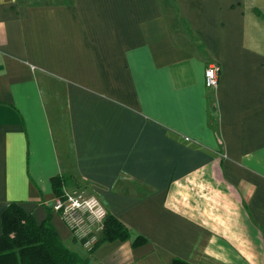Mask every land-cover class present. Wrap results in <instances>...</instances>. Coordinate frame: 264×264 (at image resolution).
<instances>
[{
  "label": "crops",
  "instance_id": "obj_1",
  "mask_svg": "<svg viewBox=\"0 0 264 264\" xmlns=\"http://www.w3.org/2000/svg\"><path fill=\"white\" fill-rule=\"evenodd\" d=\"M171 1L183 28L163 0H0V236L18 201L92 264H264V0ZM57 175L130 237L88 252L51 207Z\"/></svg>",
  "mask_w": 264,
  "mask_h": 264
},
{
  "label": "trees",
  "instance_id": "obj_2",
  "mask_svg": "<svg viewBox=\"0 0 264 264\" xmlns=\"http://www.w3.org/2000/svg\"><path fill=\"white\" fill-rule=\"evenodd\" d=\"M212 115H217L215 100L210 97ZM70 176L57 175L51 178L55 195L62 193ZM2 234L0 236V264H92L90 260L67 248L52 223L51 211L38 222L18 201L9 203L2 213ZM130 237L126 225L109 214L100 239L102 241L125 240ZM145 242L138 237L134 245ZM171 264H192L182 258H175Z\"/></svg>",
  "mask_w": 264,
  "mask_h": 264
},
{
  "label": "built area",
  "instance_id": "obj_3",
  "mask_svg": "<svg viewBox=\"0 0 264 264\" xmlns=\"http://www.w3.org/2000/svg\"><path fill=\"white\" fill-rule=\"evenodd\" d=\"M221 66L215 62L205 69V84L210 90L219 86ZM51 207L60 214L71 234L88 251L93 252L102 238L108 208L96 194L84 187H63L61 195H55Z\"/></svg>",
  "mask_w": 264,
  "mask_h": 264
},
{
  "label": "rangeland",
  "instance_id": "obj_4",
  "mask_svg": "<svg viewBox=\"0 0 264 264\" xmlns=\"http://www.w3.org/2000/svg\"><path fill=\"white\" fill-rule=\"evenodd\" d=\"M44 0H24V2L33 3V2H41ZM166 12L169 15L172 27H180L183 28L182 24L179 22L174 7L172 5L171 0H163ZM183 30V31H182ZM178 29L176 33H174V37L179 42H186L185 39V29ZM48 89L46 90V95L48 97L49 103L52 108H54V113L56 117L59 119L61 125L63 124L65 140H67V130H66V101L62 88V84L57 81L47 82Z\"/></svg>",
  "mask_w": 264,
  "mask_h": 264
}]
</instances>
